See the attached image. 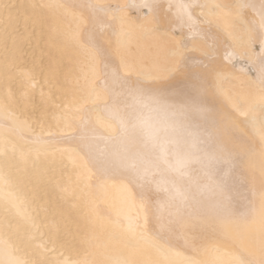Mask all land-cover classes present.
Here are the masks:
<instances>
[{
	"label": "bare ground",
	"instance_id": "bare-ground-1",
	"mask_svg": "<svg viewBox=\"0 0 264 264\" xmlns=\"http://www.w3.org/2000/svg\"><path fill=\"white\" fill-rule=\"evenodd\" d=\"M259 4L0 0V264H264Z\"/></svg>",
	"mask_w": 264,
	"mask_h": 264
},
{
	"label": "snow or ice",
	"instance_id": "snow-or-ice-1",
	"mask_svg": "<svg viewBox=\"0 0 264 264\" xmlns=\"http://www.w3.org/2000/svg\"><path fill=\"white\" fill-rule=\"evenodd\" d=\"M241 6L242 7H256L255 4H248V3H245V4L241 5ZM259 8H260L261 13H262V21H264V0H260ZM110 78H111V80H112V82L114 84L121 83V77L119 75V70H116V71L112 72L110 74ZM109 115H110V118H116L115 111L110 110L109 111Z\"/></svg>",
	"mask_w": 264,
	"mask_h": 264
}]
</instances>
